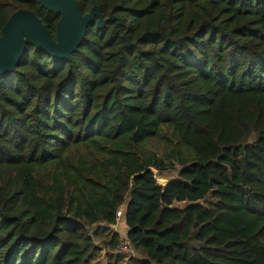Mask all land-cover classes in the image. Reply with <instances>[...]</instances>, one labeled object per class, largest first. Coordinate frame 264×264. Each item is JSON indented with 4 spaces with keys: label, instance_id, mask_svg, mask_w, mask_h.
<instances>
[{
    "label": "trees",
    "instance_id": "1",
    "mask_svg": "<svg viewBox=\"0 0 264 264\" xmlns=\"http://www.w3.org/2000/svg\"><path fill=\"white\" fill-rule=\"evenodd\" d=\"M78 3L116 20L66 62L28 46L0 77V264H88L119 208L143 257L127 264H264V0ZM20 9L55 38L38 0H0V31ZM163 127L195 154L175 178L137 151ZM79 147L88 161L68 159ZM63 161V180L34 172Z\"/></svg>",
    "mask_w": 264,
    "mask_h": 264
},
{
    "label": "water",
    "instance_id": "2",
    "mask_svg": "<svg viewBox=\"0 0 264 264\" xmlns=\"http://www.w3.org/2000/svg\"><path fill=\"white\" fill-rule=\"evenodd\" d=\"M38 3L44 10L59 15L55 38L30 10L14 12L0 31V77L15 72L27 58L28 46L41 50L54 61L66 62L81 47L89 26L95 24L102 30L116 20L112 15L104 18L97 6L83 14L78 0H38Z\"/></svg>",
    "mask_w": 264,
    "mask_h": 264
},
{
    "label": "rangeland",
    "instance_id": "3",
    "mask_svg": "<svg viewBox=\"0 0 264 264\" xmlns=\"http://www.w3.org/2000/svg\"><path fill=\"white\" fill-rule=\"evenodd\" d=\"M161 133V136H157L141 143L137 147V151H139L140 154L143 155V157H149V155L155 154V156L157 158L162 159L165 164H172L174 167L166 173V176L169 178H175L177 176L181 162L192 160L193 158H195V154L191 149L187 147L178 146L176 140L173 137L172 132L167 128L163 127ZM113 150H117V148L113 147ZM70 151L71 152L68 156V159L72 158L74 155L77 154H83L84 157L88 154L85 149H82V147L72 148ZM114 157H116L115 154L113 155V158ZM85 160L88 161L86 157ZM94 161L98 163L97 166L99 167V165L101 164V160L96 158L94 159ZM67 163L68 162L63 161L60 164L51 163L46 166L35 167L34 172L36 176L45 178V180L51 179L53 177H56L59 180H63L66 177L65 168L68 165ZM100 167H102V164L100 165ZM151 172L153 173V175L157 173V171L153 169L151 170ZM155 178L157 184L161 186L166 185L169 181L168 179L162 177ZM185 206V204L176 205V207L178 208H184ZM119 210L120 208L116 211L118 212ZM96 231H98V235L94 239L95 251L92 255L88 257V264H127V261L130 257L141 259L139 257L140 255L134 252L127 255L118 254L116 252L109 253L104 247L103 242L109 240L111 234L113 233L118 234L120 238H126L128 229L125 225L124 219H117L115 225L110 227L99 225L89 230L91 234H94Z\"/></svg>",
    "mask_w": 264,
    "mask_h": 264
},
{
    "label": "built area",
    "instance_id": "4",
    "mask_svg": "<svg viewBox=\"0 0 264 264\" xmlns=\"http://www.w3.org/2000/svg\"><path fill=\"white\" fill-rule=\"evenodd\" d=\"M116 220L117 219H124V213H123V209L120 208V210L118 212H116L115 214ZM121 243L119 244L116 253L118 254H123V255H127V254H131L133 253L128 241L126 240V238H121Z\"/></svg>",
    "mask_w": 264,
    "mask_h": 264
},
{
    "label": "crops",
    "instance_id": "5",
    "mask_svg": "<svg viewBox=\"0 0 264 264\" xmlns=\"http://www.w3.org/2000/svg\"><path fill=\"white\" fill-rule=\"evenodd\" d=\"M141 259L143 258L142 256H139Z\"/></svg>",
    "mask_w": 264,
    "mask_h": 264
}]
</instances>
